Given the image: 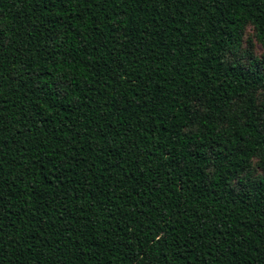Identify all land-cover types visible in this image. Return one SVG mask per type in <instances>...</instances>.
Segmentation results:
<instances>
[{
	"label": "trees",
	"instance_id": "trees-1",
	"mask_svg": "<svg viewBox=\"0 0 264 264\" xmlns=\"http://www.w3.org/2000/svg\"><path fill=\"white\" fill-rule=\"evenodd\" d=\"M247 24L264 0H0V264H264Z\"/></svg>",
	"mask_w": 264,
	"mask_h": 264
},
{
	"label": "rangeland",
	"instance_id": "rangeland-1",
	"mask_svg": "<svg viewBox=\"0 0 264 264\" xmlns=\"http://www.w3.org/2000/svg\"><path fill=\"white\" fill-rule=\"evenodd\" d=\"M225 60L238 63L242 66H247L250 60H257L264 68V46L258 41L257 33L252 25L247 24L245 26L238 52L235 55L227 54ZM255 97L256 106H260L264 102V92H256ZM240 103V100L236 101L232 110H236ZM258 163V159L252 160L250 168L242 175V177L248 175L250 180H255L264 175V171L259 167ZM233 185L237 186V181H235Z\"/></svg>",
	"mask_w": 264,
	"mask_h": 264
}]
</instances>
